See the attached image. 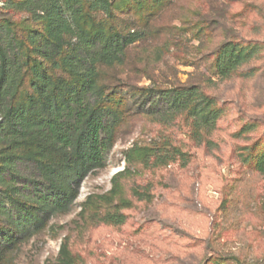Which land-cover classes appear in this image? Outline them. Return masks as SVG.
<instances>
[{
	"label": "rangeland",
	"instance_id": "obj_1",
	"mask_svg": "<svg viewBox=\"0 0 264 264\" xmlns=\"http://www.w3.org/2000/svg\"><path fill=\"white\" fill-rule=\"evenodd\" d=\"M12 1L22 0H0V21L14 25L25 73L18 98L25 100L33 93L28 68L50 64L29 42L42 25L29 13L9 11ZM110 2L109 14L92 10L86 25L141 32L143 39L122 65L101 67L103 104L118 112L107 165L75 185L79 196L70 211L50 218L40 234L24 240L12 231L15 242L7 243L8 219L0 215V264H58L64 242L77 264H264V177L255 169L264 152V0ZM228 41L256 45L258 53L221 78L215 60ZM1 43L8 37L0 24ZM181 87L199 88L221 111L202 141L193 140L185 116L161 121L169 111L159 92ZM171 146L183 151L184 161L153 167L138 155ZM18 169V189L41 197L45 186L35 168ZM147 189L151 201L134 194ZM116 213L125 221L108 223Z\"/></svg>",
	"mask_w": 264,
	"mask_h": 264
},
{
	"label": "trees",
	"instance_id": "obj_2",
	"mask_svg": "<svg viewBox=\"0 0 264 264\" xmlns=\"http://www.w3.org/2000/svg\"><path fill=\"white\" fill-rule=\"evenodd\" d=\"M7 6L11 12L29 13L42 25L43 31L31 33L29 42L50 64L48 70L35 63L28 68L33 93L25 100L18 98L25 73L12 38L14 25L9 19L0 21L8 37L6 45L0 44V215L8 219L2 236L11 244L15 242L14 235L10 238L12 231L27 240L43 232L50 218L70 211L79 196L75 185L79 187L90 173L107 165L118 112L103 104L101 67L122 65L128 49L143 39V33H111L102 25H86L90 11L110 13V0H22ZM255 46L225 42L215 60L217 75L232 76L255 57ZM54 72L67 78L56 77ZM159 94L169 111L161 121L185 116L193 140L202 141L203 132L216 126L221 111L199 88L181 87ZM138 155L153 167L185 157L173 146L140 149ZM20 164H30L37 171L45 186L41 197L31 198L18 189ZM255 169L264 177V152L256 159ZM134 194L143 201L152 198L149 189ZM38 208L46 218L40 217ZM125 219L116 213L108 214L106 221L121 224ZM57 263L77 264L67 242L61 246Z\"/></svg>",
	"mask_w": 264,
	"mask_h": 264
}]
</instances>
